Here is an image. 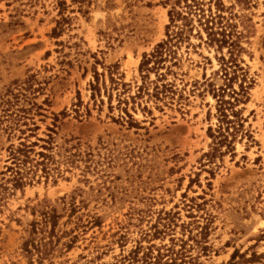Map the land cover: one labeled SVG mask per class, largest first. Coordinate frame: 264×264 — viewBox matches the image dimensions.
Instances as JSON below:
<instances>
[{
	"label": "rangeland",
	"instance_id": "obj_1",
	"mask_svg": "<svg viewBox=\"0 0 264 264\" xmlns=\"http://www.w3.org/2000/svg\"><path fill=\"white\" fill-rule=\"evenodd\" d=\"M54 1L0 0V125L7 123L3 103L13 105L8 113L34 103L42 106V115L35 109L28 115L45 138L52 114L66 110L68 116L55 123L54 138L57 144L79 142L82 160L65 173L68 179L52 184L42 178L15 190L4 173L5 150L19 141L0 131V264H28L20 249L24 230L39 220L44 202L64 213L60 230L81 234L75 248L51 264H111L135 251L134 264L149 253L161 264H226L235 250L247 258L254 251L263 254L264 0L250 6L200 0L204 19L188 15L184 0L175 6L187 21L170 28L169 34L182 35L172 41L175 54L160 68L177 74L167 80L182 99L148 104L152 116L130 112L140 129L112 122L119 116L115 99L109 113L105 96L103 105L90 100L88 85L95 71L107 82V68H118L132 87L140 84L142 55L167 40V13L176 0H92L85 15L65 0L69 29L52 38L58 19ZM221 7L220 15L231 18L241 35L237 63L247 69L252 86L239 108L254 142L239 134L235 157L208 162L204 155L211 144L207 130L216 126L215 101L200 84H220L219 60L228 54L226 47L219 51L210 43L204 24ZM77 91L83 102L79 120L72 113ZM62 197L74 198V207L64 211Z\"/></svg>",
	"mask_w": 264,
	"mask_h": 264
},
{
	"label": "trees",
	"instance_id": "obj_2",
	"mask_svg": "<svg viewBox=\"0 0 264 264\" xmlns=\"http://www.w3.org/2000/svg\"><path fill=\"white\" fill-rule=\"evenodd\" d=\"M166 2H170V0H166ZM180 2L182 0H176L173 3L174 6L167 13L169 18V25L166 26L167 40L158 43L150 54L142 55L138 67L140 84L135 83V86L132 87L131 84L125 83L124 76L119 73L118 68H107V82H105L103 74L93 72V81L88 85L90 100L94 103L98 101L100 105H103L101 97L102 95L105 96L108 111L112 113L114 109L112 101L115 99L119 116L117 119L111 118L112 122L129 129H140L139 123L134 120L130 112L137 113L140 111L142 114L152 116L148 104L160 103L166 106L168 103L171 104L177 95V100L182 99L181 91L179 92L176 86L167 80V76L176 77L177 74L172 72L170 68H160L166 61V57L171 58L175 54L172 51L174 47L172 41L180 39L182 35L181 32L175 33L174 31L169 34L170 28H175L178 21H187V18L175 8ZM183 2L186 4L188 15L204 19L200 0H184ZM239 2L250 6L254 0H239ZM91 3L92 0H71V4L77 5L78 11L82 15L88 14L86 8ZM54 4L58 11V19L54 21L55 26L51 30L50 37L59 38L69 29L67 27L70 19L65 16L69 6L65 0H55ZM216 10V16L209 14L205 19V31L210 43L215 44L219 51L224 47L227 48L228 58L221 57L219 60L220 68L216 74L220 84L217 85L208 80H204L200 84V86H204V90L215 101L216 126L215 129L209 127L207 130L211 144L209 152L204 155L208 162H214L226 154L235 157L234 143L239 134L240 139L246 137L248 141L254 142L251 133L244 129V123L247 121L242 117V109L239 108L248 102L249 90L252 86V80L248 77L247 69L240 67L237 63L238 56L242 51L239 45L241 35L236 31V26L232 24L231 18L225 19L224 16L220 15L223 12V7ZM151 74L155 76L154 80H151ZM198 84L196 82L195 86ZM76 97L77 102L72 105V113H74L76 120H79L82 118L80 110L83 107V102L78 91ZM2 105L6 106V109L3 110V117H7V123L4 126L0 125V131L7 134L9 139L17 138L19 141L17 145L10 143L5 150L7 155L4 173L8 174V182L12 188L22 190L42 178L45 182L51 181L52 184H56L58 179H68L65 173H70L72 169L77 167L79 160H82L77 153L80 146L79 142L69 139L64 140L62 144H57L54 138L55 123L58 122L59 118L68 116V112L63 110L58 114H52L53 127L47 128L48 134L43 138L36 133L39 127L34 118L28 115L34 109L37 115H42L40 114V110H44L42 106L34 103L28 104L30 105L28 109L17 107L16 110L8 113L13 105L9 102ZM84 109L85 116L89 117L88 108L84 106ZM17 134L19 135L16 136ZM31 138L35 140L31 142ZM59 200L64 211L68 210L65 208L67 206L74 207V198L72 197L69 202L66 201L65 197ZM42 204L44 205L41 211H38L39 220L34 219L28 224L24 230L25 236L22 238L20 246L22 255L27 259L28 264H51L57 256L68 253L75 248L81 238V234L74 232L73 228L68 231L60 230L59 223L64 213H58L55 208L46 205V202ZM94 225L98 226V222H94ZM263 237L264 233L259 239L261 240ZM138 253L139 251H135L132 253L134 256L130 259L122 258L111 264H134L138 261ZM246 255V253L240 254L235 250L226 264H260L264 260V253L258 254L254 251L248 258ZM79 258L86 259L84 256ZM139 260L142 264H161L159 256H153L151 253L143 254ZM91 262L86 260L83 264H91Z\"/></svg>",
	"mask_w": 264,
	"mask_h": 264
}]
</instances>
